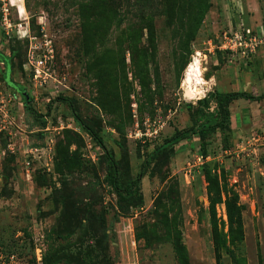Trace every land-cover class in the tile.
Wrapping results in <instances>:
<instances>
[{"label":"rangeland","instance_id":"rangeland-1","mask_svg":"<svg viewBox=\"0 0 264 264\" xmlns=\"http://www.w3.org/2000/svg\"><path fill=\"white\" fill-rule=\"evenodd\" d=\"M197 1L0 0V54L10 58L8 67L0 59L3 256L264 264V100L234 102L225 128L148 159L175 131L197 126L200 108L216 111L211 96L209 109L198 104L208 93L264 90V46L247 60L217 49L230 28L264 33V0H206L204 13ZM60 98L113 154L122 188L150 162L126 202L103 150ZM198 152L209 162L189 170Z\"/></svg>","mask_w":264,"mask_h":264},{"label":"trees","instance_id":"trees-1","mask_svg":"<svg viewBox=\"0 0 264 264\" xmlns=\"http://www.w3.org/2000/svg\"><path fill=\"white\" fill-rule=\"evenodd\" d=\"M198 6H200V10L204 13L205 11L208 10L209 5L206 0H198L197 3ZM192 32V29H191ZM196 29L193 30L191 37L195 36ZM13 54V53H12ZM11 54V57H12ZM0 59L1 62L4 66L8 67V62L10 58L5 57V55L0 54ZM4 82L6 81V78H3ZM209 96L212 97V101L215 104L216 111L209 112L206 111L204 112L203 109L200 108L199 114L202 118V121L197 125V126H191L187 129L180 130V131H175L173 136L169 139H166L161 146H159L155 151L149 155V161L153 160L155 156H157L159 153L164 152L166 149L173 147L180 142L184 140H191L194 135H205L207 133H211L217 130H221L225 128L227 125L229 119H230V111L229 107L231 104L238 100H244L247 103H259L262 100H264V90L263 92L256 96L251 93H246V92H229V93H216L214 95H210L209 93L200 99L198 101L199 105H203L202 107H205L206 109H209V101L208 98ZM57 101H61L64 103L68 104V107L77 121V123L85 130V132L92 138L94 143L100 147L105 155V158L108 163V177H109V182L112 187V189L115 191L117 194L119 200L126 202V199L131 196L134 191L138 188V185L141 181V179L145 176L147 166L149 165V161H144L139 168V171L129 185L127 187L122 188L120 186V174L118 171V165L116 160L113 157V154L108 151L105 146L103 145L101 139L96 135V133L89 128L83 121L77 117L74 108L72 107L70 101L67 98H60ZM183 148V147H182ZM202 148L200 145H198V151H200ZM183 150V149H182ZM181 151V149H180ZM199 154L203 155L205 157V154L198 152Z\"/></svg>","mask_w":264,"mask_h":264},{"label":"built area","instance_id":"built-area-1","mask_svg":"<svg viewBox=\"0 0 264 264\" xmlns=\"http://www.w3.org/2000/svg\"><path fill=\"white\" fill-rule=\"evenodd\" d=\"M1 22L7 25V18L3 14ZM260 46H264V33L256 35L250 30H233L229 29L228 32L224 33L219 41L217 47L218 51L230 56L232 58H238L247 60L250 56H253ZM35 71L38 73L41 67V61L35 62ZM191 165L188 164L189 170L201 166L209 162V157L196 153L192 156ZM0 264H17L16 257L14 255L3 256L0 252Z\"/></svg>","mask_w":264,"mask_h":264},{"label":"bare ground","instance_id":"bare-ground-1","mask_svg":"<svg viewBox=\"0 0 264 264\" xmlns=\"http://www.w3.org/2000/svg\"><path fill=\"white\" fill-rule=\"evenodd\" d=\"M186 74L188 78H191V80H194L196 82L197 91L203 88L202 83L199 80V73L197 74L195 71L191 70L190 67H188L186 70ZM187 95H189V100L198 97V95L192 90H188Z\"/></svg>","mask_w":264,"mask_h":264},{"label":"flooded vegetation","instance_id":"flooded-vegetation-1","mask_svg":"<svg viewBox=\"0 0 264 264\" xmlns=\"http://www.w3.org/2000/svg\"><path fill=\"white\" fill-rule=\"evenodd\" d=\"M16 88H17V90H16V91H18V92H19V93L22 95V92H23V91H22V90L20 91V88H19V87H17V86H16ZM24 100H25V98H24ZM25 102H26V103H28V102H29V101H28V97H27V100H25ZM25 105H26V104H25Z\"/></svg>","mask_w":264,"mask_h":264},{"label":"water","instance_id":"water-1","mask_svg":"<svg viewBox=\"0 0 264 264\" xmlns=\"http://www.w3.org/2000/svg\"><path fill=\"white\" fill-rule=\"evenodd\" d=\"M22 96L25 98V100H27V96H26V94H25V92H22ZM26 105H24V107H25Z\"/></svg>","mask_w":264,"mask_h":264},{"label":"crops","instance_id":"crops-1","mask_svg":"<svg viewBox=\"0 0 264 264\" xmlns=\"http://www.w3.org/2000/svg\"><path fill=\"white\" fill-rule=\"evenodd\" d=\"M203 82V81H202ZM204 83V82H203ZM205 84V83H204ZM233 92H244V91H233ZM229 93V92H228ZM247 93V92H246ZM253 94V93H252ZM254 95V94H253ZM238 101H242V100H238ZM244 101V100H243ZM237 102V101H236ZM246 102V101H245Z\"/></svg>","mask_w":264,"mask_h":264}]
</instances>
